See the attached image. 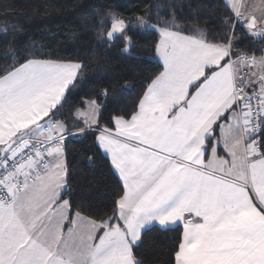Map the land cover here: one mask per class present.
Segmentation results:
<instances>
[{"label":"crops","instance_id":"1","mask_svg":"<svg viewBox=\"0 0 264 264\" xmlns=\"http://www.w3.org/2000/svg\"><path fill=\"white\" fill-rule=\"evenodd\" d=\"M243 15L254 22L249 31H264V14ZM173 31L167 43L176 57L167 53V44L160 46L163 78L148 86L131 118H114L112 129L97 133L96 143L122 189L113 217L94 222L70 213L61 199L62 151L48 157L46 171L29 181L40 157L13 174L12 181L24 177L23 189L10 208L0 207V264H133L126 243L140 241L152 227L180 229L175 264H264V154L245 149L246 117L235 92L245 83L246 95L264 98V50L248 66L243 56L231 57L229 45ZM189 59L194 63L185 70L184 85L169 91L165 62L170 72L180 71L176 61ZM60 64L68 78L41 89L47 76L57 78ZM77 71L75 64L28 61L0 78V154L51 136L43 128L52 123L49 114ZM81 117L87 124L84 111ZM96 124L97 118L88 126ZM56 130L64 128L56 124Z\"/></svg>","mask_w":264,"mask_h":264},{"label":"trees","instance_id":"2","mask_svg":"<svg viewBox=\"0 0 264 264\" xmlns=\"http://www.w3.org/2000/svg\"><path fill=\"white\" fill-rule=\"evenodd\" d=\"M112 14L135 25L136 43L127 56L98 48L94 40L108 30ZM171 21L177 25L167 27ZM231 23L232 13L223 0H0V37L7 36V43L0 40V78L28 61L78 66L61 103L49 114L52 122L71 133L62 142L66 173L61 196L71 214L94 222L115 214L121 184L96 137L100 129H112L114 118H131L148 86L161 74L163 68L155 59L160 30L189 35L201 28L208 43L229 44L231 57L261 56L264 39H252L240 27L232 29ZM21 36L34 46L25 40L17 55ZM89 102L97 105L95 127L80 119ZM261 141L264 149V130ZM180 240L178 227L145 230L140 247L131 253L133 264H175Z\"/></svg>","mask_w":264,"mask_h":264},{"label":"built area","instance_id":"3","mask_svg":"<svg viewBox=\"0 0 264 264\" xmlns=\"http://www.w3.org/2000/svg\"><path fill=\"white\" fill-rule=\"evenodd\" d=\"M243 24L246 28L248 22L241 16H235L233 20V28ZM251 62L249 61V65ZM237 94V104L239 110H242L246 117V133L244 135L245 149L249 153L258 156L264 154L262 149L261 132L264 130V98L258 93L252 92L245 94V89L242 86H237L235 89ZM47 130V128L45 129ZM60 137L52 138L49 141H35L24 144L19 148L13 156H0V205L9 207L12 203V193L9 190L8 183L13 172H19L24 169L28 163L34 161L39 155H47L52 152L58 145ZM41 166H44L42 161ZM15 190H19L21 185L11 183Z\"/></svg>","mask_w":264,"mask_h":264},{"label":"rangeland","instance_id":"4","mask_svg":"<svg viewBox=\"0 0 264 264\" xmlns=\"http://www.w3.org/2000/svg\"><path fill=\"white\" fill-rule=\"evenodd\" d=\"M227 2V6L229 8V10H236V7L237 5H240L241 4V8L236 10L235 13H236V16H241L242 18L246 19L248 24L251 25V27L254 26V22H252L251 19L247 18V16H244L243 14L247 13L248 10H254L255 12V15H258L259 17L261 16V14H264V0H226ZM242 10V12H241ZM243 13V14H242ZM256 16V17H258ZM112 19V15L109 17V20ZM123 23L124 21L120 20V19H117L114 23L111 24V30L112 31H117V30H122V26H123ZM174 25H177L175 23H173L172 21L169 22V26L167 27H175ZM261 25L263 26L264 25V21L261 22ZM231 28H232V25H231ZM170 30V29H169ZM169 30H163L159 32V39H158V43H157V53L155 54V59L157 61H160L161 63L164 64V56H163V52H161L160 50V46H163L165 44L168 45L167 41L169 40L168 36H172L170 35L171 32H174L173 30L170 31V32H167L166 34V37L163 35V32L165 33L166 31H169ZM192 33L193 35L197 36V37H202L203 38V35L205 33V31L201 28H197V29H193V32H190ZM189 35H186V36H182L183 38L185 37H188ZM195 40V39H194ZM159 48V49H158ZM165 50H167V53L169 52L172 57H176V54L171 51V47L168 45L166 46L165 45ZM160 50V52H159ZM163 53V54H162ZM192 57H195V55H193ZM176 59V58H175ZM166 63V67L164 69V74L167 75V77L169 76V83L166 82L164 85L166 88L169 89V91H173V89H176L178 90L179 86L182 84L184 85V81L185 79H183V75H186V72L185 70L187 69V67L191 64V63H194L192 59H189V60H186L185 62L184 61H176V67H179L180 71H176V70H172L170 72V63L169 65ZM60 70L58 71V76L56 79H54V76L53 75H49L47 76V78L50 80L49 83L47 84V82H45V84L43 86H41L40 88H48L49 86L50 87H53V83L55 80H65L66 78H68V73L65 72L66 71V68L67 67H63L64 64H60ZM191 66V65H190ZM46 70L42 69V72H45ZM195 71H203L201 68H198L196 69ZM166 77V76H165ZM159 80L160 78H163L162 76H159L158 77ZM165 79H161V81H164ZM9 80L6 82V84H8ZM26 82V81H24ZM156 82V81H155ZM180 82H182L181 84H179ZM28 83V82H27ZM5 84V85H6ZM179 84V85H178ZM15 84H13L12 86H14ZM245 83H243V88L245 89ZM11 86V87H12ZM7 87V86H6ZM165 88V89H166ZM258 89V88H257ZM237 96V95H236ZM91 102L87 103L86 105V111L84 112L85 116H86V121H87V126L88 124L90 125H93L96 121V118H97V114H94L93 111H91L89 108V106H92L93 108H95L96 103L95 102ZM90 104V105H89ZM65 136V129L63 131H57L56 128L52 131L51 133V136L49 138H57V137H60V139H62L63 137ZM47 138V139H49ZM32 196V195H31ZM69 208V207H68ZM0 211H3L0 210ZM69 211H70V208H69ZM71 213V211H70Z\"/></svg>","mask_w":264,"mask_h":264},{"label":"snow or ice","instance_id":"5","mask_svg":"<svg viewBox=\"0 0 264 264\" xmlns=\"http://www.w3.org/2000/svg\"><path fill=\"white\" fill-rule=\"evenodd\" d=\"M149 13H151V8L149 9ZM172 15L174 17V13ZM117 19L123 20V17L118 18L115 14H112V19L107 21L109 25L108 30L104 31L102 34L98 33L96 36H94V40H96L98 48L102 47L109 53L113 50H116L119 51L122 55L127 56L132 50H134V46L136 43L135 36L133 34L135 31V25L132 24L131 20H124L122 30L112 31L111 24L114 23ZM149 19H151L150 15ZM100 23L104 24L105 21L101 20ZM155 23L159 24V20H157ZM238 26L244 27L243 24H239ZM153 31L155 32V28L153 29ZM248 35L252 39H256L258 38V36L264 35V32L254 33L250 31ZM19 39L20 42L17 44V55L19 54V51L24 48V41L27 40V37L21 36ZM0 40H2L3 43H7V36L5 35L4 37H0ZM117 41H119V43H117ZM27 43L31 46H34L32 40H27ZM113 243L115 248L123 250L120 241H114ZM126 247L133 255H135L136 250L140 247V242L138 239H133L131 244L126 243Z\"/></svg>","mask_w":264,"mask_h":264},{"label":"water","instance_id":"6","mask_svg":"<svg viewBox=\"0 0 264 264\" xmlns=\"http://www.w3.org/2000/svg\"><path fill=\"white\" fill-rule=\"evenodd\" d=\"M262 32H264L263 29H261L259 33H262ZM263 38H264V35H260L258 36V38H256V40H261Z\"/></svg>","mask_w":264,"mask_h":264}]
</instances>
